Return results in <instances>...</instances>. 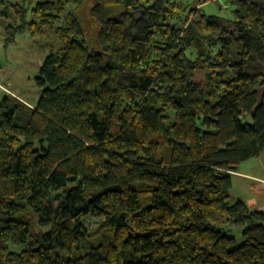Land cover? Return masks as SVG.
Segmentation results:
<instances>
[{"label": "trees", "instance_id": "16d2710c", "mask_svg": "<svg viewBox=\"0 0 264 264\" xmlns=\"http://www.w3.org/2000/svg\"><path fill=\"white\" fill-rule=\"evenodd\" d=\"M198 1L0 0L5 44L61 42L35 105L0 101V264H264V211L228 202L264 150V0Z\"/></svg>", "mask_w": 264, "mask_h": 264}, {"label": "rangeland", "instance_id": "374dc122", "mask_svg": "<svg viewBox=\"0 0 264 264\" xmlns=\"http://www.w3.org/2000/svg\"><path fill=\"white\" fill-rule=\"evenodd\" d=\"M198 2V0H191V5H197ZM225 6V0H212L203 5V10L208 14L230 16V10ZM89 20L90 18L86 22V28L88 33L92 34L96 28ZM60 46L61 42L54 31L38 37L20 34L17 35L13 44H5L3 28V38L0 40V101L5 95L11 93L20 96L26 100V103L35 105L41 94V88L36 82L40 67L46 56L56 52ZM238 170L264 179V150L259 156L241 162ZM260 183L261 181L233 175L228 202L232 204L237 200H243L251 209H258L259 205L253 200L263 201L264 195L256 194L253 187ZM102 221V218L92 216H86L82 220L88 230L98 226ZM214 225L234 237L236 244L242 241L243 226L229 225L224 219L218 220ZM57 253L62 257L68 256L66 251L57 250Z\"/></svg>", "mask_w": 264, "mask_h": 264}, {"label": "crops", "instance_id": "0c3cea01", "mask_svg": "<svg viewBox=\"0 0 264 264\" xmlns=\"http://www.w3.org/2000/svg\"><path fill=\"white\" fill-rule=\"evenodd\" d=\"M2 38H3V27H2V23L0 21V40H2ZM8 94H11V93H8ZM14 96H16L19 99H21V100L26 102V100H24L20 96H17V95H14ZM233 175H237L239 177H243V178L250 179V180L261 181L260 184L256 185L253 188H254V192L256 194L264 195V179L260 178L259 176L253 175V174H247V173H244V172H240L238 170V168H237L236 171L232 172V176ZM253 201H254V203H257L259 205V208H258L259 210H264V200L263 201H255V200H253Z\"/></svg>", "mask_w": 264, "mask_h": 264}]
</instances>
